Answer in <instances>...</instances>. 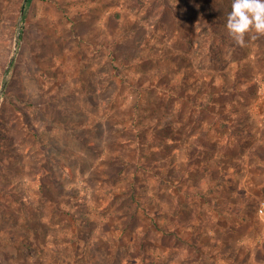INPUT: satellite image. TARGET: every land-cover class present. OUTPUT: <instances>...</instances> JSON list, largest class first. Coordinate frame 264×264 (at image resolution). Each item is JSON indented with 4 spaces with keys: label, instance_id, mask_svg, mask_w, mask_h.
<instances>
[{
    "label": "rangeland",
    "instance_id": "obj_1",
    "mask_svg": "<svg viewBox=\"0 0 264 264\" xmlns=\"http://www.w3.org/2000/svg\"><path fill=\"white\" fill-rule=\"evenodd\" d=\"M231 3L0 0V264H264V37Z\"/></svg>",
    "mask_w": 264,
    "mask_h": 264
},
{
    "label": "clouds",
    "instance_id": "obj_2",
    "mask_svg": "<svg viewBox=\"0 0 264 264\" xmlns=\"http://www.w3.org/2000/svg\"><path fill=\"white\" fill-rule=\"evenodd\" d=\"M226 30L239 47L246 46V37L250 41L264 37V0H232Z\"/></svg>",
    "mask_w": 264,
    "mask_h": 264
},
{
    "label": "water",
    "instance_id": "obj_3",
    "mask_svg": "<svg viewBox=\"0 0 264 264\" xmlns=\"http://www.w3.org/2000/svg\"><path fill=\"white\" fill-rule=\"evenodd\" d=\"M25 2H26V0H24V4H23V6H22V10H21V18H22V15H23V13H24V8H25L24 5H25ZM21 18H20V20H21ZM18 37H19V33H18V35H17V39H18ZM17 47H18V40H17L16 43H15L14 51H13V56H12L10 62H9L8 68L10 67V65H11V63H12V61H13V59H14V54H15V52H16V50H17ZM8 68H7V71H8ZM7 71H6V73H7ZM4 87H5V82H3L2 86H1V89H0V99H1V96H2V93H3V90H4Z\"/></svg>",
    "mask_w": 264,
    "mask_h": 264
},
{
    "label": "built area",
    "instance_id": "obj_4",
    "mask_svg": "<svg viewBox=\"0 0 264 264\" xmlns=\"http://www.w3.org/2000/svg\"><path fill=\"white\" fill-rule=\"evenodd\" d=\"M257 213L259 214V216L264 214V201L259 203Z\"/></svg>",
    "mask_w": 264,
    "mask_h": 264
}]
</instances>
